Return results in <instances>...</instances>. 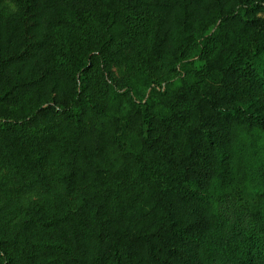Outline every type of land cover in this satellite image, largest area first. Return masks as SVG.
Returning <instances> with one entry per match:
<instances>
[{"label": "trees", "instance_id": "16d2710c", "mask_svg": "<svg viewBox=\"0 0 264 264\" xmlns=\"http://www.w3.org/2000/svg\"><path fill=\"white\" fill-rule=\"evenodd\" d=\"M12 1L0 264H264V0Z\"/></svg>", "mask_w": 264, "mask_h": 264}, {"label": "rangeland", "instance_id": "374dc122", "mask_svg": "<svg viewBox=\"0 0 264 264\" xmlns=\"http://www.w3.org/2000/svg\"><path fill=\"white\" fill-rule=\"evenodd\" d=\"M4 7L8 11L17 10L12 0H4ZM36 201L47 199L39 190H26L23 178L21 179L14 169L0 163V218L13 222L17 220L23 207L30 206Z\"/></svg>", "mask_w": 264, "mask_h": 264}]
</instances>
